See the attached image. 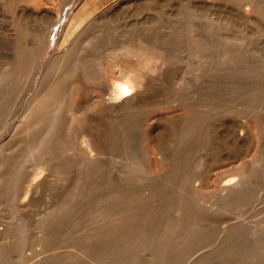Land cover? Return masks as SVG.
Returning <instances> with one entry per match:
<instances>
[{
	"label": "bare ground",
	"instance_id": "obj_1",
	"mask_svg": "<svg viewBox=\"0 0 264 264\" xmlns=\"http://www.w3.org/2000/svg\"><path fill=\"white\" fill-rule=\"evenodd\" d=\"M19 1L0 0V6L8 9ZM230 1L241 23H232L225 14L201 13L189 3L176 13L174 28L162 32L152 24L155 37L146 39L151 47L169 50L168 56L155 61L158 66L185 52L187 59L202 61L199 70H209L207 78L215 71L222 76L213 90L217 97L255 100L262 109L264 0ZM64 5L66 13L67 2ZM62 16L54 21L52 37L39 45L36 39L43 36L36 33L21 43L22 32L12 15L15 31L6 46L1 43L5 51L0 55V264H264V214L249 219L239 211L264 201V138L249 172L224 175L215 202H208L192 186L198 177L189 167L196 157L191 151L199 136L198 119L157 143L164 167L148 168L142 138L130 116L118 124L115 140L101 138L93 118L82 115L76 100L65 98L73 66L84 61L68 49L50 54L59 35L66 33V23L70 27L73 22L62 23ZM182 35L180 45L169 44L171 37ZM120 49L130 56L124 45ZM112 54L102 56L113 59ZM103 60L90 72L99 70L105 77L93 85L94 110L112 116L115 112L120 119L121 110L141 95L149 69L107 66ZM38 68L49 74L47 90L38 97L26 91L18 122L5 125L16 91L26 88ZM80 71L88 74L83 66ZM242 128L243 123L234 125L236 132ZM36 193L41 209L33 211ZM228 215L234 219H226ZM22 244H42L45 249L35 259L31 255L29 260L12 261Z\"/></svg>",
	"mask_w": 264,
	"mask_h": 264
},
{
	"label": "rangeland",
	"instance_id": "obj_2",
	"mask_svg": "<svg viewBox=\"0 0 264 264\" xmlns=\"http://www.w3.org/2000/svg\"><path fill=\"white\" fill-rule=\"evenodd\" d=\"M39 2L20 0L15 7L6 9L0 6V46L2 44L6 46L4 45L6 40L15 31L9 19L12 15L15 16L22 32L21 43L24 40L30 41L25 38H30L36 33L38 36H43V39H36L39 45L44 44L46 37L49 39L52 37L54 21L60 14L63 15L60 20L62 23L72 20L70 27L68 22L66 23V33L59 35L58 45L54 46L50 54L68 49L70 54L84 61L81 66H73L68 79V95L65 98L67 101L76 100V108L80 107L84 110L82 115L88 114L93 118V128L101 138L103 136L114 139L118 133V124L130 116L133 126L142 138V156L146 166L164 167L165 158L157 152L155 145L168 140L170 134L176 135L182 132L190 120L198 119L200 125L195 128L199 136L193 140L191 151V155L196 153V157L189 162V167L191 166L198 175L196 183L192 184L197 193L208 202H215L224 175L240 173L242 169L249 172L251 158L263 149L264 108H257L259 104L255 100L244 98L235 100L236 96L231 95L226 98L217 97L213 90L220 85L218 79H222V76L215 71L211 72L210 78H207L209 70H199L202 61L187 59L185 52H177L172 62L166 65L160 63L162 67L158 66L159 63L155 61L163 55L168 56L169 50L161 46L151 47L146 39L155 37L154 31L151 33L150 30L152 24L154 27L158 24L162 32L174 28L176 24L172 23L176 21V13L185 11L189 3L196 5L201 13L212 17L225 14L232 23H241L242 19L235 13L230 0H41ZM66 2L65 13L63 8ZM189 34H192V31ZM183 40H185L184 35L178 38L171 37L169 44L174 47L180 45ZM123 45L131 53L130 56L122 53L120 48ZM254 45L258 47V37L254 40ZM2 46L0 55H4L5 51ZM262 48L264 52V44ZM108 51L113 52V59H104L102 56ZM102 60L107 66L115 67L119 64L129 70L149 69L143 76L141 95L128 103L129 108L121 110L120 119L115 112L112 116L94 110L93 85L104 82L105 77L99 70L94 74L90 72L97 68V64ZM82 66L88 74L81 73ZM48 77L49 74H43L38 68L29 81L30 85L28 83L26 88L16 91L11 113H7L4 119L5 125L18 122L20 103L27 99L26 91L32 92L31 97H38L47 90ZM33 93L37 95L34 96ZM251 105L256 107L251 109ZM199 112H208V114L201 116ZM204 123L207 125L203 127ZM236 123L245 125V128L240 130L242 134L234 130ZM110 127L111 129L102 135L103 131ZM202 137L204 139L199 146L198 141ZM203 146L205 147L202 149ZM242 152L245 153L243 156ZM159 156H162L161 160ZM36 199L35 205L31 207L33 211L41 209L42 199L39 193H36ZM240 210L249 219L259 218L264 214V201L256 203L255 207L250 203ZM225 217L228 220L234 219L231 215ZM22 246L14 252L12 261H21L27 257L29 260L31 255V259H35L45 249L42 244H22Z\"/></svg>",
	"mask_w": 264,
	"mask_h": 264
}]
</instances>
